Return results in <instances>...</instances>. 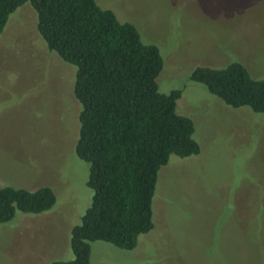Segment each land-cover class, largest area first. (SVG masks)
<instances>
[{
  "label": "rangeland",
  "instance_id": "rangeland-1",
  "mask_svg": "<svg viewBox=\"0 0 264 264\" xmlns=\"http://www.w3.org/2000/svg\"><path fill=\"white\" fill-rule=\"evenodd\" d=\"M96 2L159 46L160 91L183 86L176 109L193 119L201 152L161 168L154 228L137 246L93 241L92 264H264V113L229 106L189 79L197 66L233 61L264 78V0ZM75 71L48 49L30 3L10 15L0 34V186H50L56 203L0 224V264L74 257L71 230L93 196L90 165L75 152Z\"/></svg>",
  "mask_w": 264,
  "mask_h": 264
},
{
  "label": "trees",
  "instance_id": "trees-1",
  "mask_svg": "<svg viewBox=\"0 0 264 264\" xmlns=\"http://www.w3.org/2000/svg\"><path fill=\"white\" fill-rule=\"evenodd\" d=\"M37 14V30L50 51L76 67L73 93L80 103L76 155L90 165L92 201L71 230V260L92 264L91 242L132 250L154 228L153 200L161 168L172 155H198L192 118L179 114L183 86L160 91L165 60L157 44L144 42L136 25L96 0H0V34L25 3ZM189 79L232 107L264 113V78L240 61L197 66ZM73 83V82H72ZM56 203L52 187L0 186V224L16 212L38 214Z\"/></svg>",
  "mask_w": 264,
  "mask_h": 264
}]
</instances>
